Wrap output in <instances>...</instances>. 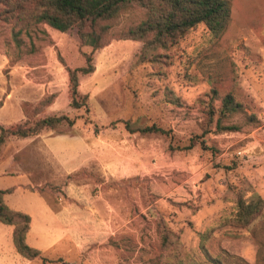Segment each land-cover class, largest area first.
Wrapping results in <instances>:
<instances>
[{"label": "rangeland", "instance_id": "obj_1", "mask_svg": "<svg viewBox=\"0 0 264 264\" xmlns=\"http://www.w3.org/2000/svg\"><path fill=\"white\" fill-rule=\"evenodd\" d=\"M144 16L130 9L112 20L109 44L94 52L95 71L80 75L89 100L78 109L66 66H84L92 47L76 28L62 32L0 13V106L8 101L0 121L66 115L70 123L45 129L40 138L78 135L86 144L82 166L67 173L78 160L62 159L61 169L34 142L5 141L4 157L31 172L54 210L82 209L70 211L83 215L82 251L73 247L50 264H200L206 231L207 250L224 264H264L254 231L231 222L240 194L264 199V0H233L231 24L219 39L200 25L161 50L158 62H139L143 43L121 37ZM213 88L244 104L231 121L240 130L204 132ZM40 101L46 104L35 107ZM214 103L219 107L220 98ZM127 120L156 123L166 133H131ZM253 227L264 241V211ZM165 230L172 247H163Z\"/></svg>", "mask_w": 264, "mask_h": 264}, {"label": "trees", "instance_id": "obj_2", "mask_svg": "<svg viewBox=\"0 0 264 264\" xmlns=\"http://www.w3.org/2000/svg\"><path fill=\"white\" fill-rule=\"evenodd\" d=\"M0 4L5 7L0 13H15L26 21L47 23L62 32L76 28L82 44L92 47L91 52L84 53L86 62L84 66L75 68L66 66L69 74L71 105L79 109L88 108L89 100L88 94L80 90V75L95 71L94 52L109 44L111 22L123 12L130 9H141L144 12V19L130 26L121 37L143 43L139 62H158L164 55L161 50L179 43L200 25L206 27L213 39H219L231 24L233 0H0ZM212 92L204 132L211 131L213 126L218 133L240 130L241 125L231 121L236 114L245 110L244 104L231 91L225 92L222 96L217 88H213ZM218 98H220L219 107L214 103ZM41 104L46 103L40 101L35 107ZM27 111L25 109V115L29 117ZM35 113L40 114L38 110ZM251 119H256V116L252 115ZM63 121L70 123L71 120L66 115H48L39 117L35 121L27 118L23 123L8 127L0 122V149L9 137H31L45 129L55 128ZM125 127L131 133H166V130L156 123L139 125L127 120ZM38 190L41 193L43 191ZM7 191L9 190L0 188V221L14 226L13 240L17 251L28 259L37 260L40 264L63 261L62 257L52 258L28 244L27 234L32 218L30 214L15 210L7 204L4 198ZM263 211L264 199L261 196L246 198L240 194L231 218L232 224L252 229L262 245H264L261 239L262 231H256L253 223ZM163 232L165 245L163 247H172L175 244L173 235L167 230ZM200 237V246L205 254V260L200 264H224L219 257L213 256L207 250L206 242L211 237V232H203ZM165 264L173 263L170 260Z\"/></svg>", "mask_w": 264, "mask_h": 264}, {"label": "crops", "instance_id": "obj_3", "mask_svg": "<svg viewBox=\"0 0 264 264\" xmlns=\"http://www.w3.org/2000/svg\"><path fill=\"white\" fill-rule=\"evenodd\" d=\"M7 104L8 101L0 106V110H4ZM24 116L20 115V120H23ZM12 122L7 126L1 123L8 127L14 125L15 121ZM42 136L43 132L23 139L34 142L33 148H46V153L59 163L61 169L62 159H67L66 162L78 160L76 163L79 166L76 164L72 169L65 170L67 173H72L82 166L81 158L84 145H86L84 138L78 135L58 134L41 139ZM13 137L16 136H12L10 139ZM8 141L10 140H7L6 143ZM6 143L0 149V188L9 190L5 193L4 198L10 207L31 216L30 230L27 234L28 244L52 258H65V255L73 247L77 248L80 254L84 245L81 238L83 215L72 214L70 211L72 207H75L74 212L82 209H79L78 206L65 204L61 209L54 210L46 197L37 189L36 185L41 183H34L31 172L21 169L20 164L16 167L13 157H4L3 150ZM92 220L97 224L96 217ZM13 231L14 226L0 221V264H40L37 260L28 259L17 251L13 240ZM95 237H98V234H95Z\"/></svg>", "mask_w": 264, "mask_h": 264}]
</instances>
